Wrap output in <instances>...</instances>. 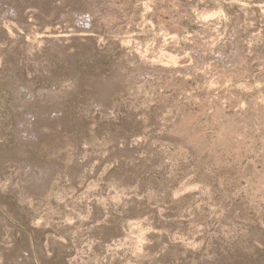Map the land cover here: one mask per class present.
<instances>
[{"label": "rangeland", "instance_id": "374dc122", "mask_svg": "<svg viewBox=\"0 0 264 264\" xmlns=\"http://www.w3.org/2000/svg\"><path fill=\"white\" fill-rule=\"evenodd\" d=\"M0 264H264V0H0Z\"/></svg>", "mask_w": 264, "mask_h": 264}]
</instances>
